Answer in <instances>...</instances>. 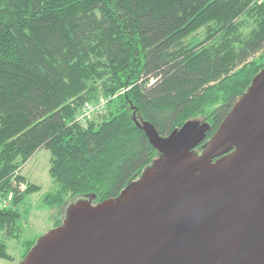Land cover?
Listing matches in <instances>:
<instances>
[{"label":"trees","instance_id":"16d2710c","mask_svg":"<svg viewBox=\"0 0 264 264\" xmlns=\"http://www.w3.org/2000/svg\"><path fill=\"white\" fill-rule=\"evenodd\" d=\"M262 69L264 0H0V260L36 241L18 209L39 189L18 173L34 152L50 154L56 227L68 200L115 198L159 155L139 124L196 120L209 138Z\"/></svg>","mask_w":264,"mask_h":264},{"label":"water","instance_id":"95a60500","mask_svg":"<svg viewBox=\"0 0 264 264\" xmlns=\"http://www.w3.org/2000/svg\"><path fill=\"white\" fill-rule=\"evenodd\" d=\"M138 126L159 155L117 197L69 204L17 264H264V69L199 153L205 123Z\"/></svg>","mask_w":264,"mask_h":264},{"label":"rangeland","instance_id":"374dc122","mask_svg":"<svg viewBox=\"0 0 264 264\" xmlns=\"http://www.w3.org/2000/svg\"><path fill=\"white\" fill-rule=\"evenodd\" d=\"M194 36V37H193ZM201 37V33H196L192 37L187 38L188 41H192ZM99 112H94L90 115V118H97ZM50 154L46 149H39L33 153V155L20 166L19 174L25 179L35 184L39 189L25 197L22 203L19 204V211L21 213L20 223L23 227L22 239L23 240H36L38 237L45 234L47 231L53 228V222L59 215V209L56 206L47 207L42 205V196L54 189V184L48 174ZM24 185L20 186V190H24ZM8 199L7 203L10 204L11 194H7L5 197ZM81 198H73L68 200L62 207L63 213L67 206L76 200ZM9 252L13 256L12 261L0 260V264H17L20 261L19 243L15 239L8 241Z\"/></svg>","mask_w":264,"mask_h":264},{"label":"built area","instance_id":"2783aa9c","mask_svg":"<svg viewBox=\"0 0 264 264\" xmlns=\"http://www.w3.org/2000/svg\"><path fill=\"white\" fill-rule=\"evenodd\" d=\"M105 100H98L95 104H87L84 106L77 114L75 115V119L84 122L86 118L90 117V115L94 112H100L103 108ZM23 186V185H20ZM8 199L0 198V206H7Z\"/></svg>","mask_w":264,"mask_h":264},{"label":"flooded vegetation","instance_id":"af4514ba","mask_svg":"<svg viewBox=\"0 0 264 264\" xmlns=\"http://www.w3.org/2000/svg\"><path fill=\"white\" fill-rule=\"evenodd\" d=\"M208 138H206V134H205V137L193 148L194 151L196 152H200L201 151V148H202V145L205 143V141L207 140ZM215 159H213L214 161Z\"/></svg>","mask_w":264,"mask_h":264}]
</instances>
